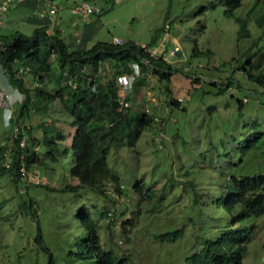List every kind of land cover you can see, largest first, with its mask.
<instances>
[{
	"label": "rangeland",
	"instance_id": "obj_1",
	"mask_svg": "<svg viewBox=\"0 0 264 264\" xmlns=\"http://www.w3.org/2000/svg\"><path fill=\"white\" fill-rule=\"evenodd\" d=\"M82 1L38 0L35 5L30 0L17 2L10 8L5 24L0 25V34L11 37L21 31L31 35L38 27L48 28L59 33L73 51L90 49L98 42L115 38L133 40L157 49L174 66L169 87L172 97L180 100V107L169 104L167 82L157 83L151 72L140 69V95L145 100L144 107L156 118L144 128L135 146L114 145L107 160L126 186V205L152 213L140 217L134 225L127 223L125 228L120 218L113 228L119 231L115 239L126 230L135 239L139 251L134 255L127 251L132 256L131 264H183L182 258L196 251L192 246L195 236L188 232L187 225L185 234L176 241L158 242L150 234H167L184 226L183 217L191 209L197 212L193 222L202 227L211 225L213 234H218L226 220L215 214L218 208L211 197L214 216H205L210 190V196L217 193L231 175L264 171L261 147H244L248 137L264 132V87L243 69V62L252 52L257 54L252 58L256 68L264 72V27L257 22L264 12L262 0H242L231 16L220 0H86L100 6L101 14L73 13L72 7ZM51 4L59 6L53 19L49 15ZM238 17L246 22L249 36L239 34L242 26ZM167 23L171 25L169 29H165ZM176 47L180 54L172 53ZM108 74L112 76V72ZM0 75V103L4 106L3 110L0 108L2 144L11 133L8 126L3 127L7 124L3 116L16 107L13 104L11 109L5 108L2 97L19 103L24 95L8 84L1 71ZM119 80L123 98L130 77L121 76ZM55 106L53 114L59 118V103ZM42 114L39 112L33 120L37 122ZM65 128L67 136L74 131L67 123ZM24 142L22 138L21 144ZM65 165L49 161L43 167H34L28 173V182L19 186L9 173L0 177V264H48L47 255L39 251L36 243L39 229L43 230L45 242L59 250L63 238L66 241L69 235L70 215L75 217L81 202H97L99 194L93 190L85 191L84 196L63 190L69 182L76 181L69 175V163ZM137 180L145 182L147 199H142L141 194L142 197L135 196ZM195 191L204 195L202 204L196 205L190 196ZM99 220L103 225L100 234L111 244L108 236L112 231ZM257 221L258 229L243 264H264V217ZM83 231L77 224L73 238L77 239ZM72 248L77 251L75 240Z\"/></svg>",
	"mask_w": 264,
	"mask_h": 264
},
{
	"label": "trees",
	"instance_id": "obj_2",
	"mask_svg": "<svg viewBox=\"0 0 264 264\" xmlns=\"http://www.w3.org/2000/svg\"><path fill=\"white\" fill-rule=\"evenodd\" d=\"M220 1L227 6L229 16L242 4V0ZM261 3L264 7V0ZM238 19L242 26L239 34L249 36L250 32L245 31L246 22ZM257 22L264 27V12ZM193 51L195 53L197 49ZM249 54L243 62V69L250 79L264 87V72L258 71L252 59L257 54ZM261 57L264 59V52ZM135 63L142 72H151L157 83L167 82L165 91L170 98L169 104L180 107V100L172 97L169 87L174 66L163 55L150 56L136 41L98 42L90 49L73 51L59 33L49 32L47 28L38 27L31 35L21 31L11 37L0 34L2 71L8 84L24 95L19 103H10L3 96L9 107L13 104L16 107L10 118L3 116L7 122L3 127L8 126L11 133L0 144V177L9 173L19 186L28 182V173L35 170L34 167H43L49 161L58 162L62 167L69 163V175L76 181L69 182L63 190L81 196L87 190L99 194L95 204L81 202L75 217L70 215L69 235L66 241L63 238L61 249L53 250L45 242L43 230L39 229L36 243L39 251L47 255L48 264H131L132 256L129 257L127 251L132 255L139 251L128 230L115 239L114 235L119 231L113 228L120 218L125 228L127 223L134 225L137 219L152 213L126 205L125 200L129 197L124 195L126 186L120 173L112 170L107 160L112 146H135L144 128L156 118L144 107L145 100L140 95L141 87L137 81L139 75L126 88L123 97L130 104L125 106L122 102L119 77L134 74ZM56 103L61 110L59 118L53 114ZM3 107L0 105L2 110ZM39 112L43 114L35 122L33 118ZM66 123L74 130L70 136L65 132ZM22 138L25 139L24 145L21 144ZM256 146L261 147L264 155V132L252 134L244 143L247 149ZM225 184L217 193L213 192V196H210V190L206 199L205 216H214L210 204L215 201L218 208L215 214L226 220V226L219 228L218 234H213L211 225L202 227L193 222L197 212L191 209L183 217L184 226L179 225L167 234L149 233L151 238L158 242L176 241L185 234L187 225L188 232L195 236L192 246L196 251L182 258L183 264H243L253 233L258 229L257 220L264 217V171L253 175H231ZM134 189L136 197L141 194L142 199H147L145 182L137 180ZM190 196L194 197L195 201L192 200L196 205L204 198L198 191ZM200 213L204 215V211ZM150 218L154 222V216ZM99 219L112 231L108 236L111 244L100 234L99 228L103 225L99 224ZM77 224L84 231L74 239L72 231ZM73 240L77 251L72 248Z\"/></svg>",
	"mask_w": 264,
	"mask_h": 264
},
{
	"label": "built area",
	"instance_id": "obj_3",
	"mask_svg": "<svg viewBox=\"0 0 264 264\" xmlns=\"http://www.w3.org/2000/svg\"><path fill=\"white\" fill-rule=\"evenodd\" d=\"M18 1H20V0H0V25L5 24L6 17L8 16L10 8L14 7ZM58 10H59V6L51 4L50 9H49V14L55 17V15L58 13ZM72 11H73V13H76V14L90 15V14H98V13L102 12V8L98 5H93L89 1L84 0L82 2H78L77 4H75L72 7ZM166 29H169V24L166 25ZM114 41L116 43H122L125 40H123L121 38H115ZM141 45L146 49V51L149 53L150 56L156 57L158 55L157 49H154L145 43H143ZM178 48L179 47L173 48L172 53L176 54L178 51ZM134 68H135L134 74L126 75V77L127 76L130 77V83L128 84V87H130L131 84L133 83L135 76L140 74V66L137 63L134 64ZM0 71L3 73L1 64H0ZM2 100H3V97H2ZM2 100H1V102H3ZM122 102H124L125 106H128L130 104V102L124 101V98L122 99ZM5 103L7 106L6 108L9 109L10 107L7 105L6 101H5ZM10 103H12V102H10ZM0 105H2V103H0ZM11 116H12V109L9 112V115H7L6 117L10 118ZM24 144H25V142L22 145H24Z\"/></svg>",
	"mask_w": 264,
	"mask_h": 264
},
{
	"label": "crops",
	"instance_id": "obj_4",
	"mask_svg": "<svg viewBox=\"0 0 264 264\" xmlns=\"http://www.w3.org/2000/svg\"><path fill=\"white\" fill-rule=\"evenodd\" d=\"M21 1H27V0H20V1H18V2H21ZM36 1L38 2V0H30V2L33 3L34 5H35V2H36ZM37 2H36V3H37ZM15 6H16V5H15ZM15 6H14V7H15ZM49 15H50V14H49ZM51 17H52V19L54 18V16H52V15H51ZM88 21H90V20H88ZM47 30H48L49 32L52 31V30H50V29H48V28H47ZM74 35L79 36V35H80V32H75Z\"/></svg>",
	"mask_w": 264,
	"mask_h": 264
},
{
	"label": "water",
	"instance_id": "obj_5",
	"mask_svg": "<svg viewBox=\"0 0 264 264\" xmlns=\"http://www.w3.org/2000/svg\"><path fill=\"white\" fill-rule=\"evenodd\" d=\"M180 53H181V51L179 50L178 54H180Z\"/></svg>",
	"mask_w": 264,
	"mask_h": 264
},
{
	"label": "clouds",
	"instance_id": "obj_6",
	"mask_svg": "<svg viewBox=\"0 0 264 264\" xmlns=\"http://www.w3.org/2000/svg\"><path fill=\"white\" fill-rule=\"evenodd\" d=\"M178 52H179V50H178Z\"/></svg>",
	"mask_w": 264,
	"mask_h": 264
}]
</instances>
